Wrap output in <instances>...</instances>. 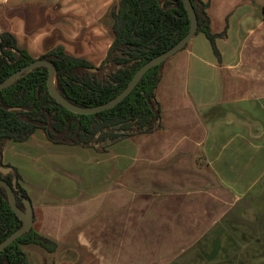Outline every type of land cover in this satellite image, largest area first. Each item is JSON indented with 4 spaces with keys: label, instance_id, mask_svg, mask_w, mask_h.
Instances as JSON below:
<instances>
[{
    "label": "crops",
    "instance_id": "0c3cea01",
    "mask_svg": "<svg viewBox=\"0 0 264 264\" xmlns=\"http://www.w3.org/2000/svg\"><path fill=\"white\" fill-rule=\"evenodd\" d=\"M201 1L212 33H225L219 56L200 33L164 64L156 130L82 148L54 144L38 129L4 147L34 230L56 245L53 253L28 246L29 264H190L264 180V0ZM118 5L0 0V34L33 60L62 46L98 71Z\"/></svg>",
    "mask_w": 264,
    "mask_h": 264
},
{
    "label": "trees",
    "instance_id": "16d2710c",
    "mask_svg": "<svg viewBox=\"0 0 264 264\" xmlns=\"http://www.w3.org/2000/svg\"><path fill=\"white\" fill-rule=\"evenodd\" d=\"M191 1L198 19L197 35L205 34L219 56L216 40L225 33H212L208 5L201 0ZM111 18L114 43L99 72L93 73L95 67L91 63L69 56L62 46L40 58L54 64L56 89L73 105L92 108L113 100L127 88L140 68L175 46L190 29L182 0H119L118 7L111 11ZM0 52V84L35 61L18 48L15 37L7 32L0 34ZM166 62L151 69L119 105L94 115H78L57 103L49 94V70L45 67L33 70L1 90L0 167H4L6 144L25 142L38 129H42L54 143L69 141L82 147L91 146L94 141L107 144L156 130L160 120L156 90ZM113 66L114 70L100 76L102 70ZM59 136L63 138L59 139ZM15 178L17 205L24 211L23 200L30 198L20 184L19 173L14 168L6 177L0 173V179L11 186ZM22 225L11 209L6 191L0 186V244ZM31 245L50 253L56 248L53 242L32 228L0 253V264H29L24 248Z\"/></svg>",
    "mask_w": 264,
    "mask_h": 264
},
{
    "label": "rangeland",
    "instance_id": "374dc122",
    "mask_svg": "<svg viewBox=\"0 0 264 264\" xmlns=\"http://www.w3.org/2000/svg\"><path fill=\"white\" fill-rule=\"evenodd\" d=\"M114 68H106L99 74L103 77ZM62 138L59 136V139ZM105 143L94 141L88 147L98 145L105 148L108 146ZM54 144L82 147L69 141ZM27 248L29 247L24 249ZM201 251L203 252L200 253ZM195 256L190 264H264V180L255 188L249 199H244L242 204L232 210L220 225L198 244V253ZM34 262L35 260L31 259V263Z\"/></svg>",
    "mask_w": 264,
    "mask_h": 264
},
{
    "label": "water",
    "instance_id": "95a60500",
    "mask_svg": "<svg viewBox=\"0 0 264 264\" xmlns=\"http://www.w3.org/2000/svg\"><path fill=\"white\" fill-rule=\"evenodd\" d=\"M184 7L188 13L190 20V29L188 34L180 40L175 46L169 49L164 54L152 59L147 64H145L142 68H140L137 73L134 75L133 79L127 86V88L119 94L116 98L109 101L104 105H100L98 107L92 108H82L76 105H73L69 101H67L56 89L55 80H56V67L54 64L48 60L38 59L29 64L28 66L20 69L16 73L12 74L8 79H6L2 84H0V91L4 90L11 85H13L19 79L25 77L27 74L32 72L33 70L45 67L49 70V77L47 81V88L50 96L60 105H62L68 111L78 114V115H94L109 109H112L119 105L122 101H124L137 87V85L141 82L143 77L153 68L161 65L167 60L171 59L178 52L183 50L197 35L198 31V19L196 11L193 7L191 0H182ZM1 54V52H0ZM92 72H98L97 69H93ZM18 110V109H17ZM13 169L12 168H1L0 172L3 175L9 174ZM0 186L4 188L7 193L8 200L11 206L12 211L15 215L23 222L22 227L10 235L3 243L0 244V253L9 247L15 240L22 237L26 233L32 230L34 225V211L32 203L29 199H24L23 204L25 206V210L21 211L17 205V198L15 195V190L17 189V179L13 180L12 186L9 185L5 180L0 179Z\"/></svg>",
    "mask_w": 264,
    "mask_h": 264
},
{
    "label": "flooded vegetation",
    "instance_id": "af4514ba",
    "mask_svg": "<svg viewBox=\"0 0 264 264\" xmlns=\"http://www.w3.org/2000/svg\"><path fill=\"white\" fill-rule=\"evenodd\" d=\"M94 69H95V68H94ZM3 163H4V162H3ZM9 167L13 169V167H11L10 165H6V164H4V167H0V169H1V168H9ZM0 173H1V172H0ZM10 173H13V170H12ZM10 173H9V174H10ZM1 174H2V173H1ZM9 174H7V175H3V174H2V176H3V177H6V176H8ZM12 184H13V182H12ZM29 200H30V199H29Z\"/></svg>",
    "mask_w": 264,
    "mask_h": 264
}]
</instances>
